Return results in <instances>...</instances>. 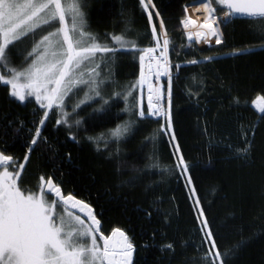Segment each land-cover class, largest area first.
<instances>
[{
  "label": "trees",
  "instance_id": "1",
  "mask_svg": "<svg viewBox=\"0 0 264 264\" xmlns=\"http://www.w3.org/2000/svg\"><path fill=\"white\" fill-rule=\"evenodd\" d=\"M194 2L197 0H154L171 40L169 59L173 65H182L179 71L172 69V115L193 185L186 186L185 179L175 170L170 134L159 133L156 142L145 140L164 123L160 118L140 121L133 134L119 145L113 142L105 147L101 141L97 151V145L87 137L107 133L129 120V115L121 111L125 108L121 98L115 100L108 116L89 120L88 114L102 103L96 98L76 110L78 116L73 120L84 121L78 128L56 126V113L51 114L42 129L41 142L22 173L23 187L38 190L39 177L53 175L62 182L64 194H74L93 208L104 235H110L113 228L126 232L135 246L134 264H201L206 246H200L193 203L199 199L220 251L240 246L229 254L228 264H264V120L259 119L264 114L253 105L258 95L264 96V51L228 55L234 49L259 46L261 23L235 18L222 28L225 37L221 45L200 50L193 41L189 43L181 24L185 18L183 9ZM84 11L89 31L97 34L101 42L111 45L107 34H120L127 26L131 28L129 38L146 34V39L138 41L139 47L155 46L147 13L138 0H86ZM153 24L159 31L155 16ZM51 30L42 26L34 36L29 35L16 45V66H23L24 56ZM205 56L215 59L205 62ZM108 59L109 63L99 70L100 79L106 81L102 87L105 99L135 85L132 102L137 103L139 53L118 51ZM191 59L201 63H186ZM162 83L166 91L168 85ZM79 88L67 103L70 112L87 91L84 85ZM189 89L200 91L198 106L195 97L189 98ZM41 115L35 100L20 102L0 83V149L19 162ZM253 126L256 135L252 158L236 159L235 149L243 146L244 129L251 136ZM156 157L160 168L167 166L172 171L161 172L152 167ZM190 187L195 188V196ZM170 243L173 248L166 249Z\"/></svg>",
  "mask_w": 264,
  "mask_h": 264
},
{
  "label": "snow or ice",
  "instance_id": "2",
  "mask_svg": "<svg viewBox=\"0 0 264 264\" xmlns=\"http://www.w3.org/2000/svg\"><path fill=\"white\" fill-rule=\"evenodd\" d=\"M138 2L142 11L147 13L154 47H139L138 41L146 39V34L129 38L131 28L127 26L120 34H107L111 36V45L101 42L97 34L89 31L84 11L86 0H0V83L7 86L9 95L20 102L34 97L43 112L35 127V134L26 144L23 163L0 149V264H134L135 246L126 232L113 228L110 235H104L101 221L93 208L74 194H64L62 182L56 181L53 175H41L38 190L23 187L22 173L26 170L31 153L39 146L42 129L53 112L56 113V126L78 128L84 122L83 118L73 120V117L78 116L76 110L81 105L95 102L96 98L102 101L98 108L88 114V119L95 121L108 116L115 100L122 98L125 108L121 111L128 113L129 120L109 129L107 133L87 137L89 142L97 145V151L100 150L101 141L105 147L113 142L119 145L122 139L133 134V129L140 121L159 117L164 123L145 140L156 142L159 133L170 134L169 140L176 159L175 170L185 179L186 186L193 185L190 165L177 142L172 115V69L174 67L179 71L182 65H173L169 59L171 40L154 0ZM197 4V11L202 10L204 13L203 23L195 33H187L189 43L194 36L198 43L210 46L214 40L215 44L221 45L225 37L222 28L240 16L261 23L262 43L234 49L228 55L242 56L256 50L264 51V0H197ZM184 11L185 18L181 24L188 29L189 25L196 22L188 18L187 7ZM154 16L160 21L159 31L153 24ZM42 26H49L52 30L42 35L24 56L23 66H16L13 57L16 45L29 35L34 36ZM118 51L139 53L140 74L137 82L140 86L148 85L146 110L141 104L132 102L135 85H129L124 92H114L107 99L102 94L106 81L100 79L99 70ZM157 52L159 55H156ZM214 59L212 56L203 57L205 62ZM186 63L197 65L201 60L191 59ZM162 76L168 79L167 110L161 102L162 92L158 86ZM150 77L157 82L156 87H153ZM81 85L86 86L87 91L82 99L72 105L70 112L67 103L81 90ZM188 95L190 99L196 98L198 106L200 91L189 89ZM253 105L264 114V96L258 95ZM203 111L206 112L207 108ZM259 119L264 120V115ZM255 135V126L251 136L244 129L243 146L235 149L236 159L247 161L252 158ZM71 139L75 140V136ZM44 142H47L46 138ZM116 154L119 155V148ZM68 160L71 161L70 155ZM152 167L160 168L158 157L154 159ZM160 171L172 169L165 166ZM190 192L192 196L196 195L194 187H190ZM193 203L201 234L200 246H206L200 257L201 264H228L227 257L240 246L221 252L199 199ZM71 209H79L87 217V222L80 215L73 214ZM165 247L172 249L173 245L170 243Z\"/></svg>",
  "mask_w": 264,
  "mask_h": 264
},
{
  "label": "rangeland",
  "instance_id": "3",
  "mask_svg": "<svg viewBox=\"0 0 264 264\" xmlns=\"http://www.w3.org/2000/svg\"><path fill=\"white\" fill-rule=\"evenodd\" d=\"M185 12V11H184ZM158 23H160V21L158 20ZM150 29H151V26H150ZM188 32H192L191 31V28L190 27H188V29H186V35H187V33ZM162 41H163V37H161V44H162ZM194 43H195V45L198 47V44L194 41V36H193V40H192ZM156 55H159V53L157 52L156 53ZM138 73L140 74V64H139V70H138ZM150 80H151V83H152V85H153V87H156L157 86V82L155 81V79L154 78H150ZM162 81H165V83H167V85H168V79H167V77H161V79H160V81L158 82V86L160 87V89H161V92H162V97H161V102H162V104H163V106H164V108H165V110H167V107H168V97H167V89H166V91H164V87H163V83H162ZM139 85V84H138ZM148 95H149V92H148V85L146 86V84L145 85H143V86H138V92H137V96H138V98H137V104H141V105H146L147 106V97H148ZM28 98H32L33 100H35L34 99V97H28ZM27 98V99H28ZM255 107V106H254ZM256 109V108H255ZM257 110V109H256ZM42 111V110H41ZM258 111V110H257ZM42 115H43V112H42ZM42 115H41V117H42ZM158 118V117H157ZM24 155H23V157L20 159V161L19 162H21V163H23L24 162ZM73 214H75V213H73ZM75 215H79V214H75ZM81 218L82 219H84L82 216H81ZM85 220V219H84ZM86 222H87V220H85Z\"/></svg>",
  "mask_w": 264,
  "mask_h": 264
},
{
  "label": "bare ground",
  "instance_id": "4",
  "mask_svg": "<svg viewBox=\"0 0 264 264\" xmlns=\"http://www.w3.org/2000/svg\"><path fill=\"white\" fill-rule=\"evenodd\" d=\"M197 7H198L197 2L191 3L189 6H187V16H188V18H190L191 20L196 22L193 25H189V27L191 28L192 33H195L197 30H199L198 26L203 23L204 13H203L202 10L198 12L197 11ZM183 13H185V12H183ZM194 41L196 42L195 37H194ZM196 43L198 44L197 48L200 49V50L211 48V47H214L215 45H217V44H215L214 40L211 41V45L210 46L209 45H205L203 43H198V42H196Z\"/></svg>",
  "mask_w": 264,
  "mask_h": 264
},
{
  "label": "water",
  "instance_id": "5",
  "mask_svg": "<svg viewBox=\"0 0 264 264\" xmlns=\"http://www.w3.org/2000/svg\"><path fill=\"white\" fill-rule=\"evenodd\" d=\"M185 9V8H184ZM184 9H183V12H184ZM222 15V14H221ZM236 18H240V19H246V18H244V17H240V16H237ZM235 19V18H234ZM168 105V104H167ZM153 118H157V117H153ZM71 211L73 212V213H75V214H79L80 216H82L85 220H87V217L83 214V213H81L80 211H79V209H71Z\"/></svg>",
  "mask_w": 264,
  "mask_h": 264
}]
</instances>
